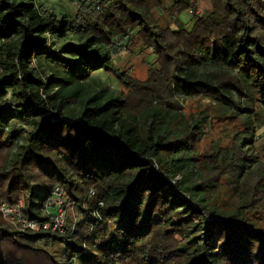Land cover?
I'll return each mask as SVG.
<instances>
[{
    "label": "trees",
    "instance_id": "1",
    "mask_svg": "<svg viewBox=\"0 0 264 264\" xmlns=\"http://www.w3.org/2000/svg\"><path fill=\"white\" fill-rule=\"evenodd\" d=\"M210 3L187 30L199 0H0V200L44 221L58 188L83 208L63 235L0 217V264H23L21 250L46 254L37 242H63L61 264H264V161L252 136L225 156L219 142L200 151L206 114L187 120L170 108L199 97L217 118L253 112L252 103L264 115V0ZM137 46L155 59L145 82L113 62ZM199 228L203 245L184 252ZM163 235L177 243L159 261Z\"/></svg>",
    "mask_w": 264,
    "mask_h": 264
},
{
    "label": "rangeland",
    "instance_id": "2",
    "mask_svg": "<svg viewBox=\"0 0 264 264\" xmlns=\"http://www.w3.org/2000/svg\"><path fill=\"white\" fill-rule=\"evenodd\" d=\"M52 6L53 5L50 3H43L39 7V10L42 13H50L52 10ZM199 6L200 9H198L196 13L188 12L186 14L184 21L187 30L189 29L191 19L200 18L202 13L207 11L211 12L212 10V4L210 3V0H199ZM171 29L173 31L176 30L173 26L171 27ZM59 43L60 42H57V44ZM154 61L155 59L151 55V51L148 49L142 50L141 46H137L132 52L126 50L125 48V50H117V52L113 54V62L115 64V67L118 68L120 72L127 73L130 78L138 82H145L147 80L148 70L151 68V65L154 63ZM98 77L102 81H105L107 85H109L111 90L120 91L124 96L128 97V100L130 101L133 99V94H131L129 90L119 84L117 79L113 76H108L105 78L104 76L99 75ZM162 105L164 107L168 106L167 102H163ZM0 107L6 108V104L1 103ZM247 107L251 108L253 112H239L237 114L239 118L232 115L217 118L219 117V115L215 113L217 110L216 107H214L207 100H203L199 97L189 101L174 100L170 103V108L173 114H175L176 116H182L187 120H190L191 118H197L200 113L206 114L207 119L203 123L204 133L202 136V140L198 146V149L200 151L207 149L211 143L219 142L221 143V156H225L234 142L242 144L245 141L251 140L252 136L251 143L257 142L255 147L252 146L253 153L257 157L256 160L264 161V158H262V149H264V144L262 143H264V141L261 140L258 142L260 133L264 131V129L259 130L260 127L264 126V124L260 125L262 120H264V115H262L261 112L257 108H255V105L253 103L250 105L248 104ZM242 116L248 117L250 120L248 118L246 120H242ZM170 119L171 115L166 117L167 121H169ZM253 125L255 129L252 128ZM257 127H259V129H257ZM24 136L25 134H23L22 140H24ZM250 147L251 144L248 143L246 145V148L250 149ZM177 180L178 178H176L175 181L170 180V182L175 183ZM81 210H83V208H77L74 203L67 201L66 211L68 221L66 227H68L70 224H72L71 226H74L75 223L77 224L81 221ZM206 220L208 223H214L218 222L220 218L217 214L212 216L206 214ZM227 220L229 219H224V221ZM201 229L202 228L196 230L189 238H185L181 245V248L184 250V252L190 253L196 248H200L203 245L204 238L201 234ZM83 232H85V234L87 235L86 230H83ZM158 235H160V233H156V237ZM156 237L155 240L158 238ZM160 239H162V241H159L158 243H161L162 246L164 245L162 247V255L158 256V250L152 252V256L159 261L164 256L168 257V255L171 254L169 252L173 251L174 246L177 243L176 238L171 235H163ZM84 245L88 252L91 253L92 245L90 240L87 239ZM34 249L39 251H46V254L38 251H30L27 249L21 250L22 252L16 254L15 257H19L22 260L23 264H61L62 262L60 259L64 254L65 244L63 242H53L51 247H46V244H44L43 242H37L34 244ZM97 260H99V257L97 258ZM76 264H92V262H83L81 260H77ZM118 264H144V262H142L140 259H131L128 261L119 262Z\"/></svg>",
    "mask_w": 264,
    "mask_h": 264
},
{
    "label": "built area",
    "instance_id": "3",
    "mask_svg": "<svg viewBox=\"0 0 264 264\" xmlns=\"http://www.w3.org/2000/svg\"><path fill=\"white\" fill-rule=\"evenodd\" d=\"M67 201L64 194L58 188L55 189L50 200L45 205L44 221H36L22 213L20 201L8 205L0 200V217L8 226L25 230L31 234L49 231L57 235H63L68 221ZM99 207H101L100 204Z\"/></svg>",
    "mask_w": 264,
    "mask_h": 264
},
{
    "label": "crops",
    "instance_id": "4",
    "mask_svg": "<svg viewBox=\"0 0 264 264\" xmlns=\"http://www.w3.org/2000/svg\"><path fill=\"white\" fill-rule=\"evenodd\" d=\"M261 124H264V120H262V122L260 123V125H261ZM252 128L255 129V128H254V125L252 126ZM257 129H259V127H257ZM257 129H256V130H257ZM261 129H264V126L260 127L259 130H261ZM254 140H255V139H254ZM254 140H253V141H254ZM261 140L264 141V131H262V132L260 133V135H259V139H258V142L261 141ZM256 144H257V142H253V143H252V146L255 147ZM262 144H264V143H262ZM262 158H264V153H262Z\"/></svg>",
    "mask_w": 264,
    "mask_h": 264
}]
</instances>
